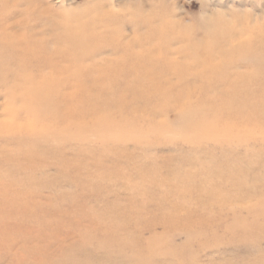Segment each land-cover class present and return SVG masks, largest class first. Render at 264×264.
<instances>
[{"label": "rangeland", "instance_id": "obj_1", "mask_svg": "<svg viewBox=\"0 0 264 264\" xmlns=\"http://www.w3.org/2000/svg\"><path fill=\"white\" fill-rule=\"evenodd\" d=\"M0 5L34 132L0 135V264H264V44L228 52L264 0Z\"/></svg>", "mask_w": 264, "mask_h": 264}, {"label": "bare ground", "instance_id": "obj_2", "mask_svg": "<svg viewBox=\"0 0 264 264\" xmlns=\"http://www.w3.org/2000/svg\"><path fill=\"white\" fill-rule=\"evenodd\" d=\"M7 10L8 9H6L4 5H0V12L2 17L7 16L6 14L8 15L11 14L12 16L15 15V11L13 13H9ZM13 18L14 20H12V23L5 22L4 20L0 22L1 23L0 25H2L1 27L6 28L7 26L16 24L15 16ZM248 31L251 32V29L250 30L248 29ZM0 37L3 39V44L4 43L8 44L6 47H3V50L8 49L7 47H10L9 49L11 50L15 49L13 59L16 60V64L12 66V69L10 67L9 68L7 67L6 68L7 70L4 68L2 69L0 68L1 69L0 76H9L8 81H6L4 78L0 79V91L2 90L1 92L5 96H7L5 105L2 108H0V111L2 110L0 116L2 115L5 117V121L1 123V125L4 127L5 133L3 134L0 133V135H4L9 139L20 138V137L27 138L28 136L34 133L33 131H31V129L28 128V126H26L27 124L26 116L28 112V106L26 105V102L23 101L24 97L31 92L30 91L31 88H29L30 72L26 64V61L31 55L27 47L28 42L30 43L29 41L30 38L29 35L24 36V34L23 35L1 34ZM252 37L253 38L250 39L251 41L249 40L245 44L242 43L236 46L234 45L230 46V49L228 50L229 54H232L238 58L242 57L241 58L242 60H248L251 63L256 62L259 59L258 52L261 51L260 49L263 47L262 44H264V34L261 32V35L260 34L259 35L257 34V36L252 35ZM37 91H38L37 94L39 99L42 100L44 95L43 86L41 85L37 89ZM17 103H21L22 105H20V107H17L16 106ZM19 121H23L22 126L18 125Z\"/></svg>", "mask_w": 264, "mask_h": 264}]
</instances>
